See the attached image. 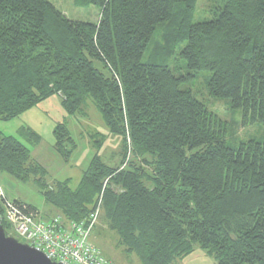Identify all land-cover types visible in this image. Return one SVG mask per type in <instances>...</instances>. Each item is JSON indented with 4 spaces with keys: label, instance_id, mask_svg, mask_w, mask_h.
Listing matches in <instances>:
<instances>
[{
    "label": "trees",
    "instance_id": "16d2710c",
    "mask_svg": "<svg viewBox=\"0 0 264 264\" xmlns=\"http://www.w3.org/2000/svg\"><path fill=\"white\" fill-rule=\"evenodd\" d=\"M76 4L97 6L98 20L68 18L49 0H0V120L53 95L71 116L93 106L121 138L119 161H104L103 136L91 132L95 152L77 185H50L29 146L0 133V172L32 177L54 208L42 217L59 215L63 226L87 222L98 207L141 264H174L195 244L216 264H264V138L230 145L226 123L193 90L206 74L207 95L228 99L241 127H264V0H224L204 20H193L195 0ZM149 46L167 58L144 59ZM177 47L183 65L171 67ZM20 135L31 146L41 140L25 127ZM53 135L68 158L75 143L66 123Z\"/></svg>",
    "mask_w": 264,
    "mask_h": 264
},
{
    "label": "rangeland",
    "instance_id": "374dc122",
    "mask_svg": "<svg viewBox=\"0 0 264 264\" xmlns=\"http://www.w3.org/2000/svg\"><path fill=\"white\" fill-rule=\"evenodd\" d=\"M49 1L68 18L92 22L98 20L100 11L97 6H81L76 4V0ZM223 6L224 0H195L193 20L210 19ZM162 30L159 29L155 36L157 41L162 42ZM176 49L177 53L173 52L170 58L167 59V63L171 67L183 65V62L178 58L179 48L177 47ZM149 56H152L159 62L163 58H167L161 53H156L151 46L146 50L144 59H147ZM205 77L206 74H202V77L195 78L193 90L199 98L203 99L209 110L226 123V141L230 145L235 146L240 141L250 138L262 140L264 138L263 126L260 124H250L241 127V113L231 111L228 99H217L207 95L204 90ZM60 121L66 123L75 143V148L68 158L60 156L54 148L55 138L53 128ZM24 127L41 136L39 143L31 146L20 135V130ZM94 131L103 136V147L100 150V154L104 161H107L109 164L118 163L121 138L119 135L108 132L98 111L93 106H89L86 116H71L64 111L59 97L53 95L14 118L0 120V133L14 136L23 144L29 146L31 158L43 165L47 170L46 182L50 185L66 179L70 182L71 187L77 185L82 172L87 168L95 152L89 140L90 133ZM0 193L5 194L9 200L18 199L34 206L38 210V214L42 216L54 210L53 207L44 201L40 188L33 181L32 177L27 181H21L6 172H0ZM3 198L5 197L0 195V207L3 205ZM96 211H98L96 214V218L97 216L98 218L97 220L95 219L94 228L90 232V241L112 264H141L135 254H126L124 252L123 246L118 243L117 233L106 227L103 222V214L101 212L99 214L98 207ZM6 224L9 226L10 231L14 233L13 227L8 222ZM174 264H216V261L213 256L200 248L198 244H195L194 250L191 253L176 260Z\"/></svg>",
    "mask_w": 264,
    "mask_h": 264
},
{
    "label": "built area",
    "instance_id": "2783aa9c",
    "mask_svg": "<svg viewBox=\"0 0 264 264\" xmlns=\"http://www.w3.org/2000/svg\"><path fill=\"white\" fill-rule=\"evenodd\" d=\"M0 195L4 197L3 193ZM24 208L11 200H3L0 221L2 218L8 222L17 238L43 251L50 260L66 264H111L89 239L98 211L91 213L87 222L63 226L59 215L46 219Z\"/></svg>",
    "mask_w": 264,
    "mask_h": 264
},
{
    "label": "water",
    "instance_id": "95a60500",
    "mask_svg": "<svg viewBox=\"0 0 264 264\" xmlns=\"http://www.w3.org/2000/svg\"><path fill=\"white\" fill-rule=\"evenodd\" d=\"M0 264H66L50 260L43 251L7 235L0 222Z\"/></svg>",
    "mask_w": 264,
    "mask_h": 264
},
{
    "label": "crops",
    "instance_id": "0c3cea01",
    "mask_svg": "<svg viewBox=\"0 0 264 264\" xmlns=\"http://www.w3.org/2000/svg\"><path fill=\"white\" fill-rule=\"evenodd\" d=\"M42 216V215H41Z\"/></svg>",
    "mask_w": 264,
    "mask_h": 264
}]
</instances>
